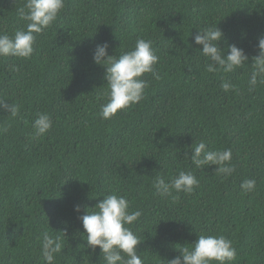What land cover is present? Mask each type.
Returning <instances> with one entry per match:
<instances>
[{
    "label": "trees",
    "instance_id": "obj_1",
    "mask_svg": "<svg viewBox=\"0 0 264 264\" xmlns=\"http://www.w3.org/2000/svg\"><path fill=\"white\" fill-rule=\"evenodd\" d=\"M23 3L0 0V33L24 26ZM215 25L220 47L242 48L250 65L264 36V0H65L31 59L0 58V97L21 106L15 119L0 112V128L8 127L0 132V264H44L45 230L63 244L55 264H104L98 247H84L79 216L112 193L143 213L131 228L145 264H167L199 234L230 239L235 264H264V86L248 91L246 66L226 77L239 93H225L221 74L205 71L194 37ZM138 38L153 42L160 79L144 74V99L104 120L105 69L93 51L107 42L119 56ZM37 113L53 121L43 137L33 135ZM200 141L232 150L230 177L215 165L195 168L191 145ZM180 170H194L192 193H173L175 202L154 195L156 176L167 181ZM245 179L256 189L242 195Z\"/></svg>",
    "mask_w": 264,
    "mask_h": 264
},
{
    "label": "clouds",
    "instance_id": "obj_2",
    "mask_svg": "<svg viewBox=\"0 0 264 264\" xmlns=\"http://www.w3.org/2000/svg\"><path fill=\"white\" fill-rule=\"evenodd\" d=\"M64 7L65 0H24L23 5L16 9L19 18L25 22L24 26L17 28L11 35L0 33V58L31 59L37 35L54 25ZM223 39L224 33L217 25L197 31L194 41L196 45L202 46L198 51L204 57L205 71L221 74L220 87L225 93H239L238 86L226 77L246 66L250 68L247 73L248 91L264 86V36L258 39L257 55L251 57L250 65V57L242 48L230 44L222 49L220 42ZM108 48L107 42L98 44L92 54L93 62L105 69L106 103L101 105L98 113L104 120L111 119L119 111L144 99L148 86V82L142 79L144 74L150 73L154 79H160L154 67L159 56L151 40L138 38L131 50L119 56L109 55ZM20 108V104L14 101L9 103L5 97H0V112L7 113L10 118L18 117ZM31 126L34 137H43L52 128L53 121L50 114L37 113ZM7 131L6 126L0 128V132ZM191 151L190 160L196 169L215 165V174L222 179L235 172L230 148L209 150L206 143L200 141L191 145ZM185 157L189 158L187 152ZM198 186L199 180L194 170H180L167 181L156 176L152 184L154 195L171 198L173 202L178 199V195L173 193L190 194ZM240 188L242 195L251 193L256 189V180L245 179ZM130 207L126 196L105 194L95 207H86V214L79 216L83 227L81 234L86 241L84 247L91 249L92 253L98 247L104 264H145L137 247L142 241L131 228L143 213L141 210L132 211ZM74 210L79 213L80 206L76 205ZM61 232L65 234V231ZM41 236L42 260L44 264H55L57 254L63 251L61 238L51 235L48 230L43 231ZM189 245L177 248L180 254L168 260L167 264H235L237 260V251L232 241L223 235L199 234L195 242Z\"/></svg>",
    "mask_w": 264,
    "mask_h": 264
}]
</instances>
